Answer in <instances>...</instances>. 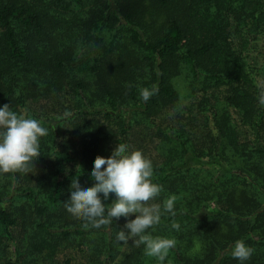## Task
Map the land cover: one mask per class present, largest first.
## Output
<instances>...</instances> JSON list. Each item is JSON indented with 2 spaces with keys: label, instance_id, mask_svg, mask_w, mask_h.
I'll return each instance as SVG.
<instances>
[{
  "label": "trees",
  "instance_id": "16d2710c",
  "mask_svg": "<svg viewBox=\"0 0 264 264\" xmlns=\"http://www.w3.org/2000/svg\"><path fill=\"white\" fill-rule=\"evenodd\" d=\"M260 42L261 69L247 57ZM182 77L217 101L206 98L212 128L197 142L186 116L159 125ZM143 88L158 91L145 102ZM262 99L264 0H0V106L48 129L30 173H0V264H18V232L30 261L65 246L86 264H159L143 244L123 252L115 220L96 229L64 204L71 180L91 186L95 157L131 150L139 130L159 153L152 203L177 198L176 215L148 229L176 241L164 264H240L238 239L254 250L245 264H264Z\"/></svg>",
  "mask_w": 264,
  "mask_h": 264
},
{
  "label": "clouds",
  "instance_id": "9594fccd",
  "mask_svg": "<svg viewBox=\"0 0 264 264\" xmlns=\"http://www.w3.org/2000/svg\"><path fill=\"white\" fill-rule=\"evenodd\" d=\"M157 91L156 88L141 89L142 100L147 102ZM47 134L48 129L40 120L19 115L8 104L0 106V173H30V165L34 166L41 154L40 138ZM90 177L94 181L91 186L82 185L79 176L71 180L65 207L96 229L110 227L114 219L124 217L125 223L116 233V241L143 244L145 255L164 264L176 241L153 236L148 229L158 225L165 213L176 215L177 198L169 196L162 206L149 203L162 191V186L152 181V161L141 150H130L127 144L118 143L109 156L95 157ZM113 194L111 203H105ZM132 214L135 218L129 219ZM171 227L179 230L180 225L174 222ZM253 251L244 240L238 239L231 245L230 255L245 264Z\"/></svg>",
  "mask_w": 264,
  "mask_h": 264
},
{
  "label": "rangeland",
  "instance_id": "374dc122",
  "mask_svg": "<svg viewBox=\"0 0 264 264\" xmlns=\"http://www.w3.org/2000/svg\"><path fill=\"white\" fill-rule=\"evenodd\" d=\"M263 43L253 46L250 51L247 52L248 62L251 64L254 63L259 69L262 68L263 62ZM179 85V94L180 99L176 103L174 108H167L164 114L160 117V123L164 128H168L171 124H174L176 120V114L181 116H186L187 122H190V125H186V128L194 132V138L197 141L202 140V137L208 134L209 129L212 128L209 112H207L206 98H209L204 93V90L197 85H193L189 82L188 79L178 78ZM216 94L220 97V101H223L225 97L224 88H219L216 91ZM204 98V99H203ZM211 102H217L214 98H209ZM219 103V102H218ZM232 111V110H231ZM233 117L236 118L232 112ZM214 131V130H213ZM139 149L147 158H157L159 159V153L155 149L154 141L149 137L140 133V130L137 133H134L133 144L131 145V150ZM188 161L192 164L201 163L200 159L195 157H190ZM149 203H152L150 201ZM135 214H132L129 219H134ZM115 220V219H114ZM119 227L122 228L125 223V218L121 217L119 220H115ZM18 237L14 246L10 247V255L8 258L15 260L18 258V264H67V260L71 261V264H86V257L83 253L76 247H58V249L52 250L47 249L43 252H37L32 255L33 259H29L27 256L28 249L30 248L29 240L21 237L20 233H15ZM22 239V240H20ZM132 241L129 240V243L124 244L122 251H128L130 249ZM17 245V249L15 248ZM17 250V251H15ZM30 251L31 248H30ZM55 251V252H54ZM33 252V251H32ZM123 256L120 255L112 264H119Z\"/></svg>",
  "mask_w": 264,
  "mask_h": 264
}]
</instances>
